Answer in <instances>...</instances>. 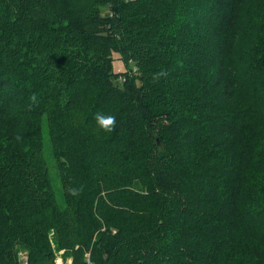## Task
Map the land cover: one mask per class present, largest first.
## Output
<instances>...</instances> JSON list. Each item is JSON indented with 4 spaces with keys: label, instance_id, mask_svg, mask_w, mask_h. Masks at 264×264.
Segmentation results:
<instances>
[{
    "label": "trees",
    "instance_id": "1",
    "mask_svg": "<svg viewBox=\"0 0 264 264\" xmlns=\"http://www.w3.org/2000/svg\"><path fill=\"white\" fill-rule=\"evenodd\" d=\"M60 251L264 264V0H0V264Z\"/></svg>",
    "mask_w": 264,
    "mask_h": 264
},
{
    "label": "rangeland",
    "instance_id": "2",
    "mask_svg": "<svg viewBox=\"0 0 264 264\" xmlns=\"http://www.w3.org/2000/svg\"><path fill=\"white\" fill-rule=\"evenodd\" d=\"M134 67V64L131 62V64H129L128 66L127 65H125L123 62H122V60H120V59H116L115 61H114V64H113V68H114V72H119V71H123V72H125V71H128V70H131L132 68ZM45 144H46V149L49 147V141H48V138H46V140H45ZM46 156L49 158V160L51 161L50 162V165H49V169H50V174H51V176H52V179H53V182H54V186H55V188L57 189V191L58 192H60V188H61V186H60V182H59V177H58V172H57V170H56V167H55V165H53L54 164V162H53V160H51V157L49 156V154H48V152H46ZM22 255L23 254H26V256L28 257V255H27V253H25V252H23V253H21ZM59 254V253H58ZM57 254V255H58ZM69 260H71V258L69 259ZM66 264H70V261H64ZM64 262H60L61 264H65Z\"/></svg>",
    "mask_w": 264,
    "mask_h": 264
},
{
    "label": "clouds",
    "instance_id": "3",
    "mask_svg": "<svg viewBox=\"0 0 264 264\" xmlns=\"http://www.w3.org/2000/svg\"><path fill=\"white\" fill-rule=\"evenodd\" d=\"M94 120L98 129L104 132H111L114 130L117 124L116 117L110 114L96 113Z\"/></svg>",
    "mask_w": 264,
    "mask_h": 264
},
{
    "label": "built area",
    "instance_id": "4",
    "mask_svg": "<svg viewBox=\"0 0 264 264\" xmlns=\"http://www.w3.org/2000/svg\"><path fill=\"white\" fill-rule=\"evenodd\" d=\"M62 254H63V252H61L60 251V253L58 254V256H57V258H56V260H55V262L57 263V264H61L60 262L62 261V262H64V259H63V257H62ZM20 259H21V262H23V264H25L27 261H28V257L26 256V254H20ZM72 260V259H71ZM71 260H67V261H70V264H72V261ZM65 263V262H64ZM67 263V262H66ZM65 263V264H66Z\"/></svg>",
    "mask_w": 264,
    "mask_h": 264
}]
</instances>
